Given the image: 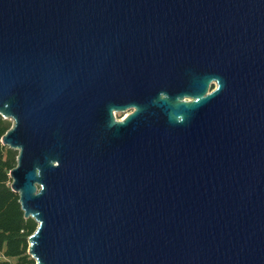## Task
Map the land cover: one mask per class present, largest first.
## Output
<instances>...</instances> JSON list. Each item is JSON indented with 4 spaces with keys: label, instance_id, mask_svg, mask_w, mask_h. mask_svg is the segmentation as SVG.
<instances>
[{
    "label": "water",
    "instance_id": "1",
    "mask_svg": "<svg viewBox=\"0 0 264 264\" xmlns=\"http://www.w3.org/2000/svg\"><path fill=\"white\" fill-rule=\"evenodd\" d=\"M0 116L36 264H264V0H0Z\"/></svg>",
    "mask_w": 264,
    "mask_h": 264
},
{
    "label": "trees",
    "instance_id": "2",
    "mask_svg": "<svg viewBox=\"0 0 264 264\" xmlns=\"http://www.w3.org/2000/svg\"><path fill=\"white\" fill-rule=\"evenodd\" d=\"M10 124L0 116V253L8 257H21V261L34 263L29 259L28 237L35 231L37 223L32 218L25 219L19 196L11 190L9 171L16 166L18 153L1 143L2 136ZM0 264H10L0 260Z\"/></svg>",
    "mask_w": 264,
    "mask_h": 264
},
{
    "label": "rangeland",
    "instance_id": "3",
    "mask_svg": "<svg viewBox=\"0 0 264 264\" xmlns=\"http://www.w3.org/2000/svg\"><path fill=\"white\" fill-rule=\"evenodd\" d=\"M6 122H7V124H10V125H12V120H9V119H4ZM11 127V126H10ZM1 143H2V141H1ZM6 147H8V146H6ZM9 148V147H8ZM11 149V148H10ZM12 150H14L16 153H18V151L17 150H15V149H12ZM18 156V155H17ZM16 160H17V157H16ZM11 171V170H10ZM10 171H9V178H10ZM11 179V178H10ZM11 183H12V180H11ZM11 186V185H10ZM11 190H12V188H11ZM13 191V190H12ZM14 192V191H13ZM16 193V192H15ZM17 194V193H16ZM19 196V195H18ZM25 219H27V218H25ZM34 220V219H33ZM29 238V237H28ZM29 243V242H28ZM28 249H29V247H28ZM27 254L29 255V253H28V250H27ZM23 255H21L20 257H8V256H6L3 252H1L0 253V260H7V261H9L10 262V264H34V263H29V262H25V261H21V257H22ZM31 259H33L30 255H29V259L28 260H31ZM35 264H36V262H35Z\"/></svg>",
    "mask_w": 264,
    "mask_h": 264
},
{
    "label": "flooded vegetation",
    "instance_id": "4",
    "mask_svg": "<svg viewBox=\"0 0 264 264\" xmlns=\"http://www.w3.org/2000/svg\"><path fill=\"white\" fill-rule=\"evenodd\" d=\"M134 111V108H129L126 113H117L116 117L118 120L124 119L126 116H128L130 113Z\"/></svg>",
    "mask_w": 264,
    "mask_h": 264
}]
</instances>
